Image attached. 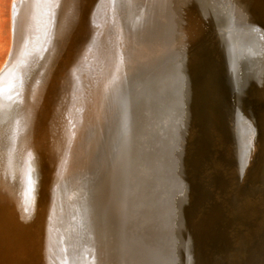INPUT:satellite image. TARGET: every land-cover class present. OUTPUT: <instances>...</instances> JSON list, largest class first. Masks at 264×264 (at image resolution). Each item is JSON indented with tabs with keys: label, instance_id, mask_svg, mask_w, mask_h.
I'll return each mask as SVG.
<instances>
[{
	"label": "bare ground",
	"instance_id": "6f19581e",
	"mask_svg": "<svg viewBox=\"0 0 264 264\" xmlns=\"http://www.w3.org/2000/svg\"><path fill=\"white\" fill-rule=\"evenodd\" d=\"M12 26L0 264H264V0H14Z\"/></svg>",
	"mask_w": 264,
	"mask_h": 264
},
{
	"label": "rangeland",
	"instance_id": "374dc122",
	"mask_svg": "<svg viewBox=\"0 0 264 264\" xmlns=\"http://www.w3.org/2000/svg\"><path fill=\"white\" fill-rule=\"evenodd\" d=\"M13 3H14V0H0V70L2 69L5 61L8 58V55H9L10 49H11V45H12ZM223 37L226 40L231 38V30L230 29L225 30V34L223 35ZM231 89L233 90L234 94L238 93V89L235 86L232 85ZM232 90H230V91H232ZM239 98H240V102H242L244 104V103L248 102L249 96H248V94H241L239 96ZM202 146H205V143L204 144L202 143ZM205 148H207V145L205 146ZM188 205H189V207H192V203H189ZM212 244L213 243H211V245ZM176 261H177V259H176Z\"/></svg>",
	"mask_w": 264,
	"mask_h": 264
},
{
	"label": "water",
	"instance_id": "95a60500",
	"mask_svg": "<svg viewBox=\"0 0 264 264\" xmlns=\"http://www.w3.org/2000/svg\"><path fill=\"white\" fill-rule=\"evenodd\" d=\"M2 70V69H1ZM1 70H0V72H1ZM264 170V169H263ZM175 172H176V170H175ZM176 175V174H175ZM174 195H176V190L174 191V193H173V197H174ZM196 198H197V200H198V198H199V195L198 194H196V196H195ZM196 202V201H195ZM171 222H172V227H173V229L174 228H176V226H175V223H176V221H177V219H176V213H175V210L172 212V215H171ZM174 235H176V229H174ZM173 244H172V248H171V250L173 251V250H175L176 249V246H177V237L175 236V239H174V241L172 242ZM175 258V257H174Z\"/></svg>",
	"mask_w": 264,
	"mask_h": 264
}]
</instances>
